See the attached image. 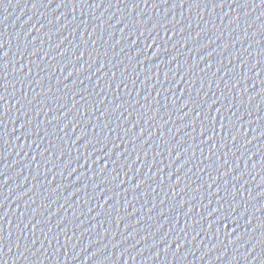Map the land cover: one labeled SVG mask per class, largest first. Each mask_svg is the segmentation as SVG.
Instances as JSON below:
<instances>
[{
  "label": "water",
  "instance_id": "obj_1",
  "mask_svg": "<svg viewBox=\"0 0 264 264\" xmlns=\"http://www.w3.org/2000/svg\"><path fill=\"white\" fill-rule=\"evenodd\" d=\"M0 96V264H264L259 0H0Z\"/></svg>",
  "mask_w": 264,
  "mask_h": 264
},
{
  "label": "snow or ice",
  "instance_id": "obj_2",
  "mask_svg": "<svg viewBox=\"0 0 264 264\" xmlns=\"http://www.w3.org/2000/svg\"><path fill=\"white\" fill-rule=\"evenodd\" d=\"M259 2H260V4H261L262 6H264V0H259ZM138 54H139V53H138ZM3 55H4V56H7V52H4ZM3 99H4V97H3V96H0V100H3ZM17 103H19V101H17ZM187 103H188V102L185 103V107L187 106ZM5 106H6V105H5ZM5 106H4V108H5ZM118 107H123V104L119 105ZM218 111H219V110H218ZM4 114H6V112H5ZM197 117H199V114H198ZM194 123H195V121L193 120L192 124H194ZM105 126L107 127V125H105ZM21 127H23V125H22ZM133 127H135V125H133ZM240 127H243V124H241ZM212 132H213V133L215 132L214 128L212 129ZM201 135H202V136L204 135V132H203V131L201 132ZM88 143H91V141H88ZM102 150H103V149H101V151H102ZM77 151H79V150L77 149ZM121 155H123V152L121 153ZM106 166H107V165L105 164V167H106ZM113 171H115V169H113ZM113 179H118V177L114 176ZM97 187H98V185H97ZM215 211H216V212H219L220 209L217 208ZM210 215H211V213H210ZM227 219H229V217L224 216V217H222L221 221H219V222L222 223L224 220H227ZM233 222H235V221H233ZM209 227H211V225H209ZM225 227H227V225H225ZM234 230H235V229H234ZM2 231H3V230L0 229V233H2Z\"/></svg>",
  "mask_w": 264,
  "mask_h": 264
}]
</instances>
